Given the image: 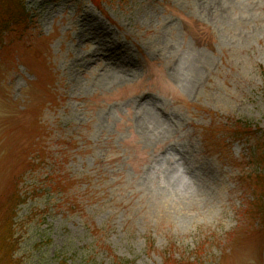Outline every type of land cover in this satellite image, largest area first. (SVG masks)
<instances>
[{"label":"rangeland","instance_id":"rangeland-1","mask_svg":"<svg viewBox=\"0 0 264 264\" xmlns=\"http://www.w3.org/2000/svg\"><path fill=\"white\" fill-rule=\"evenodd\" d=\"M24 4L0 50L20 264H264V0Z\"/></svg>","mask_w":264,"mask_h":264},{"label":"trees","instance_id":"trees-1","mask_svg":"<svg viewBox=\"0 0 264 264\" xmlns=\"http://www.w3.org/2000/svg\"><path fill=\"white\" fill-rule=\"evenodd\" d=\"M99 3L100 0H91ZM32 17L27 10L24 0H0V50L10 47L9 36L12 32L22 31L31 22ZM242 124V125H241ZM238 127L245 134L255 133L251 125L239 122ZM240 132V131H239ZM263 138L255 136V149L253 150L252 160L259 163L264 160V136ZM38 150V149H37ZM259 150V151H258ZM34 160L30 162V166ZM259 185L257 193H264V169L255 175ZM22 178L12 182V186L8 192L0 198V264H20V260L16 257L19 247V239L16 235V217L19 207L27 200V195L22 189ZM264 205V204H263ZM63 262V261H62ZM168 264H172L168 261ZM182 264H199L197 262ZM63 264H66L64 261ZM113 264H130L125 258L115 257Z\"/></svg>","mask_w":264,"mask_h":264}]
</instances>
